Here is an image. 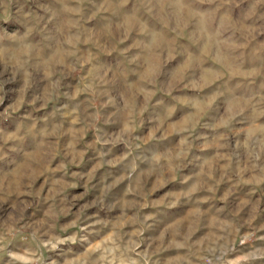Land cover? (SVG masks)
I'll return each mask as SVG.
<instances>
[{"label":"rangeland","instance_id":"rangeland-1","mask_svg":"<svg viewBox=\"0 0 264 264\" xmlns=\"http://www.w3.org/2000/svg\"><path fill=\"white\" fill-rule=\"evenodd\" d=\"M262 2L0 0V34L19 36L24 12L44 18L50 62L25 88L0 57V264L5 245L15 264H187L183 248L213 254L206 264H264ZM93 67L107 72L98 96L83 90ZM150 149L159 171L146 167ZM193 170L238 222L148 224L145 199ZM238 179L249 182L239 200ZM20 201L25 239L4 224Z\"/></svg>","mask_w":264,"mask_h":264},{"label":"clouds","instance_id":"clouds-1","mask_svg":"<svg viewBox=\"0 0 264 264\" xmlns=\"http://www.w3.org/2000/svg\"><path fill=\"white\" fill-rule=\"evenodd\" d=\"M216 7H219L217 5ZM261 7H264V2L261 3ZM213 11L215 9H212ZM254 15V12L252 13ZM23 19L19 21L21 25L20 35H14L10 33L0 34V57L4 59V62L7 66L11 68V70L15 72H20L21 77L24 83L25 88L30 85V78L32 71L37 73H47L50 70V62L47 59V54L43 52V40L47 39V25L44 24V28H41L40 25L44 23L43 17L33 18L30 12L23 13ZM44 32L45 35L42 37H38L36 33ZM23 54L25 57L31 58L32 63L29 64L28 59H20L19 54ZM51 54V53H49ZM59 62V61H57ZM87 62V61H85ZM107 72L103 75L99 74V71L96 67H93L89 70L88 77L85 79L90 80V83L83 84V90H88L93 93L94 96H98L99 93L96 91L102 84L107 83ZM41 99L44 100L45 103H48L53 96L51 93H46ZM76 112V107H73L71 111L68 113L71 115ZM48 135L55 134V130L53 132L47 133ZM129 147L131 148V142L129 143ZM139 147V145H136ZM148 155L144 156L145 161L147 162L146 167L151 168L153 172L159 171L162 168L160 162V155L156 151L150 149ZM112 163L111 160L108 161ZM123 168V165L121 166ZM119 176L117 173L112 177V185L115 186L116 180ZM10 182L7 188L5 189L4 199H7L8 196L12 195L14 191H18V188L13 189L12 184ZM123 188H119L117 193L123 192ZM103 191V185L97 186V192L101 193ZM117 193L113 194V198L109 200V206L111 207L114 203L117 209L121 208V204L119 203L120 197ZM14 215L10 216L8 220L4 221L5 226L9 223L20 225L19 228L15 229L13 235L19 239H25L24 230L27 227H31L32 225H28L26 223H21L24 220V210L30 207L29 204L20 201L19 203H14L12 205ZM147 220V217H145ZM15 251L11 249H7L6 245L3 251V256L7 257L4 264H15Z\"/></svg>","mask_w":264,"mask_h":264},{"label":"crops","instance_id":"crops-1","mask_svg":"<svg viewBox=\"0 0 264 264\" xmlns=\"http://www.w3.org/2000/svg\"><path fill=\"white\" fill-rule=\"evenodd\" d=\"M203 173L204 172L201 174L200 171L197 172L196 170H193L190 173H186L182 177L175 178L171 186L172 188L167 190V193L170 195L166 193L163 199L161 198L156 202H151V198L150 200L145 199V204L143 205V209L140 213L149 217L148 224L177 225L184 223L185 220L191 223V221L193 222L195 219L206 223L207 225H220L225 223V221L237 223L238 219L235 216L239 215L240 212H233V206L230 205L229 200H227V198L224 196L221 197L219 190L207 185L209 182L206 183L203 181ZM219 183L223 182L221 181ZM244 183L249 182L238 179L236 185V197L238 200L242 199L243 185H247ZM251 184H253V182H251ZM169 196L173 197V202L172 200H168ZM195 213L199 214L200 216L198 217V215ZM189 216L195 218L192 220L189 218ZM255 218H257L259 224H262L261 216H255ZM137 222L138 224H142L145 223V220H138ZM256 235L257 241L263 238V234L259 235V233H257ZM183 249V252L179 255L183 258V261L187 260V264H206L207 262H205V260L207 261V259H210L211 256H214L213 254H209V252L206 251L195 255V253L191 252L190 249ZM212 261V264H214V260Z\"/></svg>","mask_w":264,"mask_h":264}]
</instances>
